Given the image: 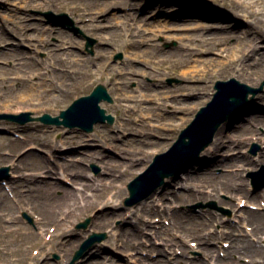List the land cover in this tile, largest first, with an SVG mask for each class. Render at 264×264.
Instances as JSON below:
<instances>
[{
  "label": "bare ground",
  "instance_id": "6f19581e",
  "mask_svg": "<svg viewBox=\"0 0 264 264\" xmlns=\"http://www.w3.org/2000/svg\"><path fill=\"white\" fill-rule=\"evenodd\" d=\"M25 1L29 5H47L54 8H62L67 6L66 4L71 3L70 9L80 18L87 14H92L90 22L85 23L89 30L97 31L105 27L101 18H106V15L102 14V16H99L96 12H88L86 8L82 11L77 2L78 0ZM101 1L103 5L101 7L102 12L109 10L107 18H110L109 13L111 14V12L113 19L122 18L117 23L125 26L130 32L129 36L131 39L125 41V44L134 48L127 56L128 61L133 63L138 59V56L141 55L140 47L142 45H145L144 47L147 45L150 48L157 46V44L146 39L145 30L148 28H142V26L137 24L141 20L139 15L129 11L119 15L115 11V7H125L126 10H129V7L136 5L137 2L133 0H94V3ZM213 1L219 2L224 6H230L232 11L230 9L229 11L237 17H240V12H244L252 20H245L247 21V28H238V30L235 29L240 25V22L236 21V25L225 33L218 29L211 30V27L218 25L177 21L173 14L174 12L177 14L178 10L183 13H195L208 17L222 15L220 11L212 10L206 5L192 0H179V5H174L172 11L162 15L161 20H164L163 23L152 29L151 33L164 35L167 39L179 38L181 40L185 54L178 59L179 73L185 78L186 82L176 88H169L165 85L160 86L161 84H159L156 88L152 90L146 89L139 95H122V99L126 101L134 100L141 103H152L154 101L157 103V106L144 105L139 110L136 106L124 104L126 110L132 115H134V112L135 114L140 112L139 116H141L139 118L141 124L136 127L138 133L135 132L134 134L139 135L137 136L138 142H130L132 147H123L125 157L128 158L122 161L124 163L121 164L122 167L126 166L125 170L133 169L137 164H145L152 157H155L156 154L164 152L174 144L175 138L179 134V129L185 126L195 112L211 99V95H207L209 93L207 90L211 87L208 81H211L214 76L221 75V78L232 76L239 80L247 81L252 85H259L263 80L264 49L259 46V41L264 42V0ZM24 28L21 27L19 31L22 32ZM200 29L212 32L204 35L198 32V30L201 31ZM39 31L44 33L41 34ZM172 31H177L178 33H173ZM187 31H192L193 33ZM37 32L39 34L35 37L28 34H25V37L28 38L30 36L29 39L38 45L42 43L49 44L47 47L49 48L48 53L55 56V61L53 63H45L39 60L22 61V59H15L17 65H14V69L19 73L18 76L0 77V106H3L7 111L16 106L23 109H27L30 106L34 108L43 106L44 108L41 109L44 111L52 110L53 112H58L60 108H63L61 106L64 105V101L69 98L78 86L76 79L78 76L86 77L102 71V74L109 75V81L124 86L125 83L119 80V82H116L115 79L123 78L122 81H126L125 79L130 78V75L138 73V71H131L128 68L119 69L115 64L108 62V55L105 51L101 55V59L104 58V62H93L89 58L80 57L73 50L74 40L71 37L61 36L62 38L60 37L59 42L51 44V42H48L51 29H37ZM218 33H221V35ZM136 36H141L142 39H135ZM233 37L235 38V43H229L228 41ZM215 49L219 51L217 52L218 56H205L210 50ZM147 51L143 50L142 52L146 53ZM224 51L227 56L225 59L220 58V56L224 55ZM172 60L167 55L155 53L151 56V62L157 65L159 72L165 71L163 67ZM92 63L95 67L89 70L88 65H92ZM45 69H48V71H45ZM157 70L155 71L157 72ZM48 72L51 76L50 81L46 79ZM160 87L162 88L160 89ZM121 90L123 91V88ZM153 91L155 92L152 93ZM179 92L185 94H179ZM211 94H214V91ZM259 98L264 100V94H260ZM168 104L173 105L172 110L165 109ZM263 104L264 102H251L244 110L221 125L212 144L203 152L202 157L186 169L187 172L194 171L195 174H191L189 177L187 175L179 176L177 183H182L183 187H186L189 191L183 200H205L212 196L217 197L221 190L229 193L233 199L239 198L237 206L239 209L241 208L240 203L244 201V198L247 205L252 203V200H264V194H253L252 191L247 189V184L244 180H240L241 172L238 171L242 168L246 170L245 163L247 164L251 161V158L242 152L240 146L246 145L254 139H258L262 145L264 144V129L263 131L259 130V127L264 128ZM248 109L260 111L261 114H258V117L252 122H245L241 128L235 129L230 134L227 127L233 125L234 123L232 124V122L242 117L241 114ZM14 111L18 112L20 110L15 108ZM178 111L182 112L181 116ZM152 117L161 121L159 124L153 125L165 134L156 136V133L152 134L149 132L148 129L150 127L148 128V125H150V122L147 119ZM130 120L129 118L118 122L117 126L119 127L116 131L111 129L107 132V130L102 129L97 132V138L101 145L110 144L109 146L118 147L122 146L127 140L129 141V137H126L121 145L115 142L118 138V133L122 130L135 129V126L131 125ZM44 133L45 135L41 136L40 130L32 132L24 142L28 143L31 148L42 145L48 146L52 150L51 158L47 157L40 160L35 158V161L26 162V160L36 155L31 148L21 154L10 153L5 156L7 160H11V167L18 174H15L16 176L11 179L13 196L11 192H9V196L5 187L0 185V220L4 221L0 227V233H11L18 229L12 225L15 222L21 223L19 216L15 213V209L18 211L31 209L36 214L35 222L38 227V230H35V240L40 243L43 252L56 250L63 253L64 258H67V255L80 243L77 241L78 235L74 232V225L79 218L90 213L93 209L100 208L99 212L92 215V217H95L96 225H101L103 228L110 227L118 217H123L124 219V212L117 210L118 205L112 204L120 196L119 192L114 190L115 186H113L114 180L118 173L121 172L118 170L120 160H114V153L103 155L100 150H89L90 153H88L87 158L97 159L96 161L107 168L108 171L106 170V173L109 175L106 178H103L104 176L93 178L79 160L62 161L60 159L64 155L61 152L63 144L71 145L79 142L75 136L65 134L61 139L62 144H59L56 139L50 138L52 137V131ZM150 137H153V140ZM260 155L264 159V150ZM53 156L55 157L54 160ZM236 160L243 162V164L235 163L234 161ZM204 165L212 168L222 165L224 169L234 165L240 166L234 170H225L221 174H215L213 169L203 174L200 172L204 171ZM57 166L62 168L61 174L63 176L55 177L57 179H49L48 177H53L52 172ZM180 177L181 179L185 177L186 180L180 181ZM70 179L73 182L71 187L61 184V182L67 183ZM58 191H61V193L58 194ZM160 199L163 200L164 197L161 196ZM219 200L221 203H228L232 208H235L233 200H230L231 202L222 198H219ZM142 204L141 208L131 212V215H134L136 220L127 229H114L111 232L108 245L114 251L127 248L139 249L145 246L144 240H141V237H143L141 225L154 226V228L158 226L152 236L162 240L163 248L157 247L159 252L164 253L165 251L174 255L177 246L188 250L190 249L188 244L191 238V240H198L203 256L192 255L191 249L184 259L174 255L172 259H157L153 264H264V214L260 211L248 210L246 212L247 215H243L244 222L242 221L243 224L241 225L243 229L238 234L235 232V230H238V228L235 229L237 226L233 227L232 224L226 223L225 220L218 219L215 216L205 219L203 216H198L197 213L178 210L166 200L160 204V202L150 198L143 201ZM6 210L7 212H5ZM6 214L11 216L7 218ZM153 214L168 219L167 223L169 226L164 223L157 224L152 219L146 218V216L151 217ZM215 224L227 225L233 228L231 230H218L215 228ZM249 224L252 225L251 230H248ZM49 225L55 226L54 232L50 233ZM22 233L28 234L29 231L23 230ZM149 238L147 237L148 240L152 237ZM215 240L216 243H212ZM223 240H229L231 243L228 248L224 246V249H221L223 247L220 248L225 252L224 255H221L219 253V243H222ZM153 248H156L154 244H152L150 249ZM16 249L9 248L7 244H4L3 247H0V257L13 260L17 252ZM98 250V255H100V252H104L105 248L101 245ZM26 257L25 255L23 259L25 260ZM128 258H131V256H128ZM240 258H248V260L242 261ZM107 260V258L97 257L94 264H107V262H110L108 264H121L114 259ZM141 260L145 261L142 258ZM43 264H49V261L45 260ZM59 264L63 263L60 262ZM83 264L90 263L87 261Z\"/></svg>",
  "mask_w": 264,
  "mask_h": 264
},
{
  "label": "rangeland",
  "instance_id": "374dc122",
  "mask_svg": "<svg viewBox=\"0 0 264 264\" xmlns=\"http://www.w3.org/2000/svg\"><path fill=\"white\" fill-rule=\"evenodd\" d=\"M41 2H44V0H39ZM98 1V0H97ZM137 2L136 5H133L129 7V10H126L125 7H115V11L119 13V15L125 13V12H133L140 16V21L137 23L138 25L142 26V28H148L145 30L146 39H148L150 42H153L157 44L156 47L150 48L149 46L142 45L140 47L141 55L138 56V59L134 61L133 63L128 61L127 56L131 51H133V46H129L125 44V41L128 39H131L129 36V30L126 29L125 26H122L120 23H117V21H120L122 18L113 19L112 18V12L109 13V17L107 18V12H102L101 2H95L94 0H78V4L80 5V8H82V11L84 8L87 9L88 12H96L99 16H102V14L106 15V18L102 17L101 21L105 25V27L95 30H89L87 26H85V23L90 22V18L92 17V14H87L84 17L80 18L75 12H73L70 9L71 3L66 4L67 6H63L62 8H54L52 6H35V5H29L25 0H0V77H7V76H18V72L14 69V65L16 64L15 59H22V61H32V60H39L47 63H53L55 61V56L49 54V46L45 43L42 44H35L34 41H31L29 38L30 36H36L39 33H44L43 31L39 33L37 32V29H51V34L48 37V42L57 43L60 41V39L63 36H68L73 38L74 40V47L73 50L80 55L82 58H89L93 62H104V58L101 59V55L103 51H105L108 55V62L115 64V66H118L119 69H126L133 71L136 70L138 73L134 75H130V78H126V81H122L123 78H116V82H123L125 83L124 86L120 84H116L113 81H109V75L103 73L102 71L100 73L91 74L90 76L86 77H76L78 86L75 88V90L71 93L69 98L64 101V105L61 106L63 108H60L58 112H53L52 110L44 111L41 108L37 107L34 108L30 106L27 109H23L21 107H14L11 110H5L3 106H0V167L7 166L9 167L8 170V176L3 177V180H0V185L5 187V190L9 193L11 192V179L15 177L18 172H16L15 169H12L11 167V160H7L5 156L9 155L10 153L14 154H21L23 152H26L27 149H30L31 146L28 145V143H25L27 137H29V134L32 132H36L37 130H40L41 136H44L46 131H52V137L51 139H56L59 144H62V136L65 134L73 135L76 137V139L79 141L77 143H73L71 145L69 144H63V149L61 152L64 153L63 156L60 157V159L68 160L71 159L79 160L81 164L86 168L87 172L90 173V175L93 178H99L108 177V173H106L107 168L103 167L102 164L97 159H90L87 158L88 153H90L89 150H100L101 154H110L114 153V160H120V164L118 166V170L121 172L118 173L116 179L114 180V190L118 191L120 196L115 201V203H112L113 205H118L117 210H120L121 212H124V219L123 217H118L115 222L110 227L103 228L101 225H96L94 221V216L92 215L96 212L100 211V208L93 209L90 213L84 215L83 217L79 218L78 222L74 225V232L77 234L78 238L77 241H79V245L74 248L69 255H67V258H64L63 253L56 250H51L50 252H43V248L41 247L40 243L37 242L36 236H35V230H38L37 224L35 222V213L33 210H21L18 211L15 209V213L19 216V219L21 220V223H13V227L18 228L14 230L11 233H0V247H3L4 244H7L9 248H17V252L15 253L14 257L15 259L10 258H4L0 257V264H43V261L48 260L49 264H59L62 262L63 264H83L88 261L90 264H94L95 259L97 257L100 258H107V261H110L112 259L117 260L121 264H153L157 259H172L174 255H178L181 258H185L188 252L191 251L192 255L197 256H203V251L200 249L198 240H191L189 239L188 247L190 249L186 250L184 247H176V252L174 255H171L170 253H164L159 252L157 247L163 248V244L161 243L162 240L160 238H156L155 236H152L154 231L158 228L154 226H142V235L141 240H144L145 246L139 248V249H133V248H127L125 250L118 249L117 251L111 249L109 247V237L111 235V232L114 229H127L130 224L136 220V217L131 215V212H134L135 210L141 208L143 205L141 203L130 205L125 202L126 197L129 195L127 185L128 183L135 178L139 173L145 171L149 164L152 162L153 158H151L150 161L146 162L145 164H137L132 168H130L128 171L125 170L126 166L122 167L121 164L124 163L122 161L127 160L128 158L125 157V153L123 152V147H132L130 142H138V134L134 135L135 132L138 133V129L136 127L141 124V116H139V113L134 112V115H132L130 112H128L125 108L124 104H130L131 106H136L138 110L144 107V105H151V106H157V103L152 101V103H141L140 101L135 102L134 100H124L122 99V95L128 94V95H139V93L148 90H152L153 88H156L157 85L161 84L165 85L169 88H176L186 82L185 78L179 73V62L178 59L182 58L185 54L182 48V42L179 38H171L167 39L164 35H158L151 33L152 29H155L158 25L162 24L164 20L162 19V15L168 14V12L172 11V8H174V5H179V0H133ZM188 1V0H187ZM195 2H199L200 4L206 5L208 8H211L212 10L220 11L222 15L217 16H200L195 13H183L178 10V13L175 15V18L177 21H180L182 23H202L203 25H218L211 27V30H220L223 31V33L227 32L229 29H232L236 25V21L240 22V25L235 30L240 29H246L247 28V21L245 20H252L251 17H248V15H245L244 12H240L239 16L237 17L234 15L231 11L230 6H224L220 4L219 2H215L213 0H192ZM104 2V1H103ZM101 3V4H99ZM106 3V2H104ZM181 9V8H180ZM229 9L231 11H229ZM126 10V11H125ZM169 10V11H168ZM46 11H53L54 13H67L72 20H74V28L72 25L68 23L69 25H60L57 24L59 19L53 18L52 20L49 19L44 15V12ZM112 11V9H111ZM104 18V19H103ZM184 18H190V19H184ZM237 19V20H236ZM160 21V22H159ZM201 25V24H200ZM21 27H25L23 31H19ZM198 30L199 33H202L204 35H208L207 33H211L212 31H205L203 29ZM173 33H178L177 31H172ZM189 33H193L192 31H187ZM25 34H28V38L25 37ZM46 34V33H45ZM221 35V33H218ZM62 36V37H61ZM45 37V36H42ZM61 37V38H60ZM107 37V38H105ZM135 39H142L141 36H136ZM92 42V45H89V43ZM229 43H235V38H231ZM259 46H261V49H264V42L259 41ZM138 47V48H139ZM156 48V49H155ZM182 48V49H181ZM13 49V50H11ZM135 50V49H134ZM143 50H148L146 53L142 52ZM218 49L210 50L209 53H206L205 56H213L216 57L219 54H217ZM158 55H167L170 56L173 60L168 63V65H165L163 68H165V71L159 72L157 70V65L151 62V56L154 54ZM223 56H220V58H227L226 52H223ZM17 65V64H16ZM95 65H88L89 70L94 68ZM157 70V72L155 71ZM45 71H48V69H45ZM232 77V76H231ZM231 77H225L221 78V75H216L211 81H208L211 84V87L207 90L209 93L207 95H211V99L213 97V94H211L212 91H216L214 88L215 82L218 79H229ZM46 78V77H45ZM50 74L47 73V80L50 81ZM119 80V81H118ZM106 81H108L106 83ZM242 81V80H241ZM244 83L249 84L247 81H243ZM99 83H103L108 87V90L110 94L113 97V101H102L101 105L105 109H107V113H111L113 116H115V121L113 124L108 123H98L95 125V128L92 132H85L80 128H66L63 126H57V125H50L45 124L41 122L38 117L41 116L43 113H49L53 116L59 115L62 109H66L76 98L89 94L92 89ZM251 85L255 89H259V91L256 93L254 98L251 102L258 101V102H264L261 98H259L260 94H264V78L261 81L259 85ZM123 88V91L121 90ZM162 87H160L161 89ZM156 91V90H155ZM153 91L152 93H154ZM125 92V93H122ZM197 92V91H196ZM179 94H185L182 92H179ZM184 96V95H183ZM251 96V94H250ZM210 99V100H211ZM209 100V101H210ZM208 103V102H207ZM206 103V104H207ZM203 104L202 106L206 105ZM264 105V104H263ZM15 108L17 110H20L18 112H15ZM165 109L172 110L173 105L168 104ZM198 111V110H197ZM197 111L195 114L191 115V119L187 122V124L179 129V133L182 129H184L195 117ZM30 113V116H32V120L26 121L25 123H20L19 121H16L14 119H11L9 117H6V115H9L11 117L16 118L21 117L22 119H25L26 116L23 115V113ZM133 112V110H132ZM149 112V110H148ZM161 112V111H160ZM244 113V114H243ZM240 118L234 120L232 122L233 125L227 127L229 130V133L231 134L235 129L241 128L242 125L245 122H252L255 118L258 117V114H261L260 111H254V109H248L246 112L244 111ZM178 114L181 116L182 112L178 111ZM131 119V125L135 126V129L130 130H122L118 133V138L115 140V142L119 145L122 144L123 140H125L126 137H129V141L127 140L125 143L122 144V146H109L110 144L103 145L101 147V143L98 140L97 132H99L102 129L111 130L114 129L115 131L118 130V122L122 120ZM177 118V117H176ZM179 118V117H178ZM150 122V125H148V130L152 134L156 133L157 135L165 134L162 131H160L158 128H155V125L153 124H159L161 121L158 119L152 117L147 119ZM220 129V128H219ZM263 127H259L260 131H263ZM134 136V137H133ZM179 134L177 135L178 138ZM153 140V137H150ZM175 138V140L177 139ZM212 144V143H211ZM210 144V145H211ZM209 145V146H210ZM242 148V152L251 158V161L249 163H245L246 170L239 169L238 171L241 172L240 180H244V182L247 184V189L253 192V194H264V188L255 190L254 185L252 183V178L250 177V173L253 171H256L260 169V167L264 166V159L263 156L260 154L264 150V144L262 145L258 139H254L251 142H249L246 145L240 146ZM169 148H167L165 151H167ZM35 152V156L30 158L29 160H26V162H32L37 159H43L50 157V154H52V150L48 146H38L31 148ZM164 151V152H165ZM206 151V150H205ZM204 151V152H205ZM262 151V152H261ZM240 152V153H242ZM203 155V153H202ZM210 155V154H209ZM66 157V158H65ZM2 158V159H1ZM53 156V160H54ZM113 160V161H114ZM235 163H238L240 165L243 164V162H240L239 160L234 161ZM240 165H234L231 167H227V169H224L222 165H217L215 167H208L205 166L204 171H201L200 173H207L211 169L215 172V174H221L225 170H231V169H237ZM108 171V170H107ZM62 168L57 166L53 170V177H48L49 179H57L55 177L63 176L61 174ZM4 173V172H3ZM16 174V175H15ZM191 174H195L193 171H184L180 173V176L184 175L189 177ZM181 179V177H180ZM186 180L185 177H182L180 181ZM179 181V176L176 180H174L171 184V186L165 188L164 190L156 193L150 198L155 199L157 202H160V204L166 200L171 204L172 207L178 208V210H187L188 212H194L197 213L199 216H203L205 219L213 218L214 216L218 219L225 220L226 223H230L234 226H237L235 229L238 228V230H235L236 233H240L241 225L244 222L243 215H247L248 210H254V211H260L264 214V200H252V203L241 202L240 203V209L237 208L239 204V198L233 199L229 193H227L224 190H221L218 196H212L205 200H193V201H185L183 198L187 195L189 192L186 187H183L182 183H177ZM264 181V174L259 175L257 177V183L260 184ZM71 179L68 180L67 183L61 182V184H66V186L71 187L72 186ZM58 194L61 193V191L57 192ZM14 194V193H13ZM12 192L11 195L13 196ZM10 196V193L8 194ZM161 196L164 197V199H160ZM178 196V197H177ZM149 198V199H150ZM219 198H222L224 200H227L231 202L230 200H233L235 204V208H232L230 204L228 203H221ZM33 199H35L33 197ZM245 199V198H244ZM148 200V199H147ZM146 201V200H145ZM13 203V202H12ZM260 206L257 208V206ZM14 206V205H13ZM109 208V207H108ZM263 208V209H262ZM236 209V210H235ZM14 211V210H13ZM7 212V210L5 211ZM11 215L6 214V217L9 218ZM146 218L152 219V221L159 223H164L167 226L168 225V219H164L161 216H157L156 214H153L151 217L146 216ZM87 219H89V224L86 228L80 227L79 225L81 223H84ZM2 220H0V227L3 225ZM248 223V222H246ZM251 226L249 224V229L251 230ZM233 227L230 228V226L227 225H220L215 224V228L218 230H231ZM49 231L50 233L55 231V226L49 225ZM113 228V229H112ZM245 229V228H244ZM23 230H28V234L22 233ZM105 232L106 238L102 241H96L92 245L88 246L86 248L85 256L81 257L77 261L73 262L74 255L76 251L80 248L82 243L87 239V237L93 232ZM30 234V235H29ZM147 237H152L150 240L147 239ZM252 237V236H251ZM256 237V236H255ZM212 243H216L215 241H212ZM229 240H223L222 243H219V253L221 255H224L225 252L224 249L228 248L230 246ZM152 244L156 246V248L150 249ZM264 244V242H263ZM103 245L105 248L104 252H100L99 254V248ZM224 246V247H223ZM223 247V248H221ZM221 248V249H220ZM27 256L24 260L23 257ZM120 256V257H119ZM122 256V258H121ZM128 256H131V258H128ZM46 258V259H45ZM141 258L145 261H142ZM21 259V261H20ZM155 259V260H154ZM242 261H247L248 258H240ZM90 261V262H89ZM151 261V262H150ZM73 262V263H72ZM110 262H107V264Z\"/></svg>",
  "mask_w": 264,
  "mask_h": 264
},
{
  "label": "water",
  "instance_id": "95a60500",
  "mask_svg": "<svg viewBox=\"0 0 264 264\" xmlns=\"http://www.w3.org/2000/svg\"><path fill=\"white\" fill-rule=\"evenodd\" d=\"M47 17H56L67 19V13L55 14L52 11L45 12ZM73 24V21H70ZM58 23L66 25L65 21ZM93 41H91L92 43ZM215 87L218 89L214 99L207 106L202 107L196 115L193 122L185 129L179 140L172 149L165 154L157 155L149 168L133 179L129 184L130 196L126 198V203L136 204L153 195L160 187L165 188L169 183L165 181L166 177L174 178L184 171L192 162H194L200 153L211 143L216 131L229 117L239 112L248 102L249 93H256L248 84L242 83L235 78L229 80H218ZM102 100L112 101L106 86L98 84L91 94L82 96L66 110H62L59 116H51L46 113L39 120L46 124H57L73 128L79 127L85 131H93L97 122H114V116L107 114L106 109L101 107ZM25 119L21 117H11L19 122L32 120L30 113H23ZM61 117L63 119H61ZM187 137L190 138L187 141ZM1 170H7L3 167ZM89 220L82 224L86 227ZM105 234L93 233L87 242L102 240ZM82 255V250L78 251L75 259Z\"/></svg>",
  "mask_w": 264,
  "mask_h": 264
}]
</instances>
